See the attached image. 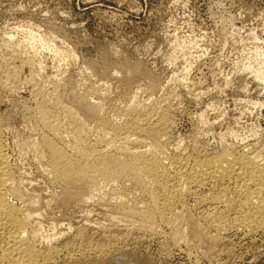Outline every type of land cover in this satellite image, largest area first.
Returning a JSON list of instances; mask_svg holds the SVG:
<instances>
[{
	"label": "rangeland",
	"instance_id": "374dc122",
	"mask_svg": "<svg viewBox=\"0 0 264 264\" xmlns=\"http://www.w3.org/2000/svg\"><path fill=\"white\" fill-rule=\"evenodd\" d=\"M29 33L36 36L33 45ZM16 54L34 58L42 71L29 70ZM0 66L1 141L26 206L15 196L17 202L11 196L8 200L33 214L27 237L39 253L60 251L52 264H264V232L246 236L225 224L234 213L224 208L227 194L224 201L220 198L223 203L218 200L222 205H201L198 200L208 192L177 205L172 214L184 219L177 223L183 244L175 245L171 224L144 229L118 213L116 201L139 206L145 200L130 183L110 184L118 191L103 185L94 199L82 186L66 190L51 177L48 159L36 148L43 137L61 142L42 130L31 113L36 92H50L57 84L62 103L86 129L94 126L89 106L103 115L123 107L119 124L147 112L151 126L166 110L170 127L160 140L186 157L228 148L257 152L264 159V0H0ZM82 96L85 105L77 102ZM58 118L52 121L61 123L64 132L70 123ZM146 142L127 147L142 151ZM108 190L123 192L112 196ZM197 226L205 235H218L213 250L207 239L204 244L193 241ZM185 242L192 244L184 247ZM96 247L105 249L97 253Z\"/></svg>",
	"mask_w": 264,
	"mask_h": 264
},
{
	"label": "bare ground",
	"instance_id": "6f19581e",
	"mask_svg": "<svg viewBox=\"0 0 264 264\" xmlns=\"http://www.w3.org/2000/svg\"><path fill=\"white\" fill-rule=\"evenodd\" d=\"M28 35L31 36L29 45H33L35 41L34 39H36L35 38L36 36L32 35L31 33H29ZM7 43H9V41ZM31 48L33 47L31 46ZM9 49H10V46H9ZM22 55H20L21 57L17 55V57H20V61L23 66H27V68L29 67V70L31 69L37 72L38 70L42 71L41 67L38 66L37 63L33 62L34 58L33 59L28 58L29 56L23 58ZM39 90L38 92H36L37 98H35L34 96V99H38V102L36 103L35 107L33 106L34 108L31 110L32 111L31 113L35 116L36 119H38L37 122H39V124L42 126V130L44 128L45 130L49 131L53 135L52 138L57 139L59 142H61V144L60 143L56 144L51 139H48L49 137L48 138L41 137L42 140L39 137L41 142L39 141L40 142L39 147L36 146V148H39L41 150L42 155L46 157L45 159H48V162L47 161L45 162V164L47 163V165L45 166H47L48 170H50L48 172L49 173L51 172V177L54 176L55 180L61 183V185H63V187L66 190H69L70 188H73L77 185L82 186L90 190L91 192L90 197H92L91 199H94L96 198L95 194L99 193V189L101 187L102 189L100 190L101 191L103 190V185L111 186L110 184L112 183L115 184L116 182V184H118V182H120L122 184L124 183L123 185L125 186V184L129 185L125 182L130 183V185L133 186L134 191H136V193H138V195L141 196V198L145 200L142 203L143 200L140 198L142 200L141 201L142 206L141 205L134 206V204H136L134 202H132L134 203L132 206L131 205L129 206V204H127L125 200L124 203H126L128 205L127 206L126 204L120 201L119 203H117L116 201V204H115L112 201L113 199L112 200L110 199L113 202L112 204L116 205L118 213L122 214L126 219L129 218V219L134 220L137 226L141 228L143 227L144 229L146 228L156 229L157 223L161 224L163 222H166L167 224L168 223L171 224L173 226L171 228L173 229V231H171L172 234L170 235L171 236L170 238L174 242L173 244L177 242L182 243L181 240L183 236L181 235V232H180L181 230H179V228L177 227V223L178 222L181 223L180 220L182 219V215L176 214V216H173L172 214L173 210L175 209L177 205H180V204L182 205L186 197L190 198V196H194L195 198V196L202 195V193L204 192L206 193L208 192V193H207V196H204V197L200 196L201 198L198 201L202 203V204L200 203L201 205H203L204 203H208L210 205L211 203H214L216 201L217 203L220 202L221 204L222 199L224 198V196H226L225 194H227V199L226 200L223 199V201L225 200L224 204L226 203L225 205L226 207L224 208H227L229 211L230 210L234 211V213L232 212L233 216L230 213L232 217L228 221L229 223L227 222L228 219L227 218H226L227 220L225 219L226 221L225 224L227 223V225L229 226V229H230L229 231H231V229L235 232L241 231L245 233L246 236L250 234H255L258 232H264V159L261 158L262 156H260L259 153L253 152L254 151L253 150L252 151L253 153L251 155V154H248L249 151H246L245 148L241 147L243 148V150L245 149L246 152L242 150L241 151L227 150L228 149L227 148L225 149V151L223 152L221 151L218 154L215 153L216 155L213 154L212 156L198 157L199 156L198 155L195 158L194 156L193 158L191 157L189 158L188 156L186 157V155H184V153L182 152L184 155L183 156L181 152H178L175 149H171L170 148L171 146H169L170 144L168 145L167 143H165L166 140L164 142L163 140H160L161 135L164 133V131H166L167 128L169 129L170 127L169 120L166 114L167 113L166 110L164 111V113L158 116L156 122L154 120L155 124L151 126L149 125L150 123H148V120L150 119L148 120L146 119V117L148 116L147 112L140 113L137 111L139 114L137 113L138 114L137 115L135 113L136 116L132 119L130 118L131 120L129 122H126L124 124H119L116 121L119 117L122 116V114H125L124 110H122L123 107L121 108V110L114 107L110 114L103 115V114H96V112L98 111L96 109L97 106L96 107L89 106L87 110L90 114L94 115L93 121H92L94 122V126L93 128L90 127L91 129L90 128L86 129L85 128L86 126L84 127L80 124L81 122H78L79 119L76 117L77 115H75V111L65 106L62 103L58 95V85L57 84L53 86L50 92H47L48 94L45 92H42L43 91L42 89H39ZM36 101L37 100H35V102ZM77 102L80 105H85V98L83 96L79 97L77 99ZM112 106H115V105H112ZM127 108L128 107L124 108L125 111L128 110ZM151 112H154V111H151ZM161 112H163V110ZM152 114H155V113H152ZM59 116H62L65 119V124L70 123L71 125V126L69 125V128L66 127L68 125H65L66 130L64 129L65 130V131L63 130L64 132L60 130V126L61 127L63 126V125H60L61 123L54 124V121H52L54 118L58 120ZM131 117H133V114ZM148 117L150 118V116ZM128 118L129 117H127V119ZM30 119H32V117ZM64 119H61V120H64ZM0 126L2 127V125ZM1 132L2 131L0 128V264H52L53 258H55V255H59L57 253L60 251L56 250L58 252L55 253V255H54L53 249H52L53 250L52 252H50L49 254L47 253L46 255H42L41 253H39L34 248V246H32V244L29 243V240L27 237L28 235L27 228H28V225L30 226L29 219L31 217L34 218L33 214L32 216H30L29 212L28 214L25 213L26 211L23 213V211L19 209L21 208L19 207L21 204L18 206L19 207L18 208L14 205V203L10 202L11 200L10 201L8 200L11 195L19 199L21 197V194L16 189L17 188L16 186L18 184L16 186L15 184H13L14 183L12 179L13 176H11V174L13 175V172L11 173V169H10L11 167L8 162L9 158L6 157V154L4 152L6 148L4 149L5 146L3 147L2 145L3 140L1 141ZM63 133H66V134L64 135ZM63 135L68 136L69 138L66 137L68 139H66L65 141V137ZM67 140H69V142L64 143V141L67 142ZM144 140H147V142H149L148 145L146 144L147 148L144 145H142L143 148L140 147L141 149H144V150L141 151L138 148L140 151L138 150L135 152L136 149L133 150L134 149L133 148L132 149L133 151H131L128 148L130 147L128 146L129 144L134 145L135 143L136 145L137 144L141 145L144 142H146ZM62 143L65 145H63ZM166 144L169 146L170 149L168 148ZM34 145L32 146L34 147ZM28 149H31V146ZM180 149L181 148L179 147V150ZM229 149L231 148L229 147ZM35 150L36 149H33V152ZM254 153L255 154L257 153V155H253ZM129 186L128 188H130ZM94 187L96 188L98 187V189H95L96 190L95 192H93ZM111 187L109 188L111 189ZM115 187L116 186H114L113 188ZM108 191H110L111 195L112 193H114L113 190H108ZM119 192H123V191L119 190ZM119 192H116V193L119 194ZM133 192H129V195L130 193H133ZM116 193H114L115 196H117ZM35 195L32 198L37 197ZM94 195L95 197H93ZM122 195H124V193ZM15 197H12V198H14V200L17 202L18 199L16 198L17 199L16 200ZM98 197L99 196H97V198ZM119 197L120 196H118V199H120ZM28 198L30 199V197ZM115 198L117 199V197H114V199ZM134 199H137V198L135 197ZM219 199L221 201H218ZM21 200H24V198L23 199L21 198ZM31 200L32 199H30V202ZM26 202L28 203L29 200ZM19 203H23L22 205L24 209L25 202L21 201ZM32 204L31 206H33ZM209 205L207 207L205 206L207 211L209 210L208 209ZM31 206L29 207V209L31 208ZM34 206H33V209H34ZM27 207H28V204H27ZM194 207H197V206H194ZM31 211L33 212L32 209ZM212 212H215V210H213ZM215 213L217 214V212ZM218 214L220 213L218 212ZM216 216L214 215V217ZM222 217L223 216H221V218ZM174 221H177V222L174 223ZM220 221H222V219ZM172 222L174 223L175 226L172 224ZM192 233L194 234L193 241H195L196 244L203 243V241L207 239L208 241L207 240L206 241L211 244V246L209 247L210 249L212 247V244H213V247L214 245L216 246L215 243L219 240L218 235L212 236L210 234L211 235L210 236L209 234H207L210 237L206 238L207 236L205 235L206 233L204 232L203 229H201V227H198V226L195 229H193ZM34 235H31V236H34ZM31 238L33 239V237ZM186 242L184 244L186 246L183 245L184 247H188L187 245L189 243L186 244ZM190 244L192 243L190 242ZM210 244H207V245H210ZM191 246L194 247L193 245ZM64 248H62V251L64 250ZM209 248L207 251L210 250ZM104 249L103 247H101L100 249L96 247L94 251L95 252L97 251V253L98 252L103 253ZM186 250H189V249H186ZM211 250H213V248ZM211 250L209 253L212 252ZM61 254L63 253H60V256ZM65 255L64 257H66ZM67 257L69 258V255Z\"/></svg>",
	"mask_w": 264,
	"mask_h": 264
}]
</instances>
